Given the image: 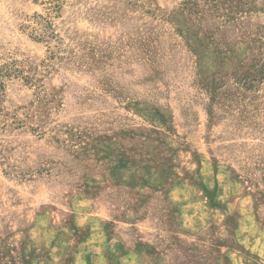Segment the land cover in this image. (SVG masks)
<instances>
[{"label":"rangeland","instance_id":"rangeland-1","mask_svg":"<svg viewBox=\"0 0 264 264\" xmlns=\"http://www.w3.org/2000/svg\"><path fill=\"white\" fill-rule=\"evenodd\" d=\"M0 264H264V0H0Z\"/></svg>","mask_w":264,"mask_h":264},{"label":"trees","instance_id":"trees-1","mask_svg":"<svg viewBox=\"0 0 264 264\" xmlns=\"http://www.w3.org/2000/svg\"><path fill=\"white\" fill-rule=\"evenodd\" d=\"M2 89V85H0V90Z\"/></svg>","mask_w":264,"mask_h":264}]
</instances>
